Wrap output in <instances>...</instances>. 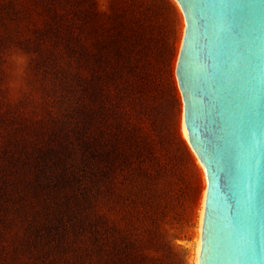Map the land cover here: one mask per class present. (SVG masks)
<instances>
[{
    "label": "trees",
    "instance_id": "obj_1",
    "mask_svg": "<svg viewBox=\"0 0 264 264\" xmlns=\"http://www.w3.org/2000/svg\"><path fill=\"white\" fill-rule=\"evenodd\" d=\"M89 17L58 12L37 35L34 52H52L48 64L66 70L71 107L61 119L50 109L60 124L48 148L31 150L23 136L5 150L1 217L15 243L0 241V264H154L140 232H155V181L166 168L159 40L141 20Z\"/></svg>",
    "mask_w": 264,
    "mask_h": 264
},
{
    "label": "water",
    "instance_id": "obj_2",
    "mask_svg": "<svg viewBox=\"0 0 264 264\" xmlns=\"http://www.w3.org/2000/svg\"><path fill=\"white\" fill-rule=\"evenodd\" d=\"M184 130L207 171L199 264H264V0H177Z\"/></svg>",
    "mask_w": 264,
    "mask_h": 264
},
{
    "label": "rangeland",
    "instance_id": "obj_3",
    "mask_svg": "<svg viewBox=\"0 0 264 264\" xmlns=\"http://www.w3.org/2000/svg\"><path fill=\"white\" fill-rule=\"evenodd\" d=\"M94 10L118 20L129 17L154 26L159 40L155 63L163 75L156 114L168 141L164 142L166 168L163 177L155 181V232L140 233L150 241L144 248L154 264H197L206 176L183 132L184 101L177 63L186 18L176 0H0V177L7 175L4 170L8 146L26 136V146L31 150L40 144L48 148L55 141L54 133H59L54 129L60 124L64 109L71 107V83L63 78L66 70L61 72L57 65L48 64L50 58H55L52 52L46 58L34 52L39 30L53 23L58 12L66 14L71 22L82 23L90 19ZM54 39L52 36L44 40L49 50L57 45ZM50 109L60 119L52 121ZM38 119L44 123L31 125ZM20 124L26 126L13 128ZM0 207V241L14 244L15 235L3 224L1 216L6 212H1ZM74 215L76 212L71 217ZM77 218L80 220V215ZM59 247L58 251H62L63 247ZM73 257L70 262L75 260Z\"/></svg>",
    "mask_w": 264,
    "mask_h": 264
},
{
    "label": "bare ground",
    "instance_id": "obj_4",
    "mask_svg": "<svg viewBox=\"0 0 264 264\" xmlns=\"http://www.w3.org/2000/svg\"><path fill=\"white\" fill-rule=\"evenodd\" d=\"M177 1V0H176ZM178 2V1H177ZM179 3V2H178ZM180 5V4H179ZM183 132H184V136L187 138V140L189 141L185 130H184V115H183ZM190 143V142H189ZM195 152V151H194ZM196 154V152H195ZM198 162L201 164V166L203 167V170L205 172V190H204V195H203V201H202V207H201V216H200V222H199V230H200V234L197 238V264H199V259H200V251H201V239H202V226H203V218H204V209H205V201H206V196H207V192H208V177H207V171L206 168L204 167L203 163L201 162L199 156L196 154Z\"/></svg>",
    "mask_w": 264,
    "mask_h": 264
}]
</instances>
